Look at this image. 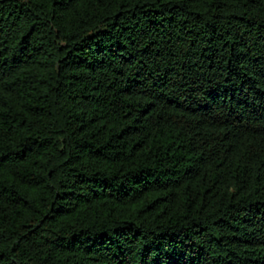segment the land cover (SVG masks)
<instances>
[{"label":"trees","instance_id":"16d2710c","mask_svg":"<svg viewBox=\"0 0 264 264\" xmlns=\"http://www.w3.org/2000/svg\"><path fill=\"white\" fill-rule=\"evenodd\" d=\"M0 264H264V0H0Z\"/></svg>","mask_w":264,"mask_h":264}]
</instances>
